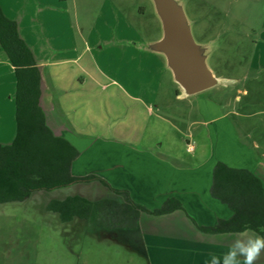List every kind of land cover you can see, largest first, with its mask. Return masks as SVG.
<instances>
[{"label": "crops", "instance_id": "crops-1", "mask_svg": "<svg viewBox=\"0 0 264 264\" xmlns=\"http://www.w3.org/2000/svg\"><path fill=\"white\" fill-rule=\"evenodd\" d=\"M53 2L0 0V6L18 24L41 70L40 105L47 126L79 152L72 175L100 177L114 189L127 190L135 203L149 210L179 200L183 210L160 217L142 214L137 227L127 230L140 239L145 264H205L210 254H222L234 233L199 229L234 216L212 195L217 164L250 171L264 186V141L241 120L250 115L227 109L228 101L217 94L186 96L179 90L176 100L187 101L188 108L198 112L180 114L185 121L174 122L161 112L167 66L159 54L118 47L99 48L95 56L90 42L79 50L72 31L64 28V13L53 11L65 3ZM87 54L90 58L82 65ZM96 57L108 65H95ZM252 70L261 74L264 63ZM218 78L223 84L210 90L238 84ZM16 90L14 67L0 46L2 145L12 144L16 136ZM257 264H264V253Z\"/></svg>", "mask_w": 264, "mask_h": 264}, {"label": "rangeland", "instance_id": "rangeland-1", "mask_svg": "<svg viewBox=\"0 0 264 264\" xmlns=\"http://www.w3.org/2000/svg\"><path fill=\"white\" fill-rule=\"evenodd\" d=\"M175 1L186 14L195 42L210 46L208 67L216 77L224 76L238 83H228L227 88L209 90L203 95L217 94L228 101L227 109L250 115L241 120L264 141V72L252 70L264 63V0ZM53 3H65L53 11L64 13V28L72 31L79 50L90 42L95 56L99 48L150 50L163 36L164 28L153 0ZM159 57L167 66L166 58L161 54ZM88 58L90 54L84 57L82 65ZM97 58V63H91L108 65ZM168 67L159 98L166 100L165 105H160L161 112L174 122L183 123L185 119L180 114L195 116L198 111L188 108L187 101L176 100L177 91L182 89ZM109 81L105 79L104 83ZM71 196L92 200L116 197L100 182H91L37 191L23 202L0 204V264H145L136 233L105 231L80 219L64 223L56 213L47 211L51 201Z\"/></svg>", "mask_w": 264, "mask_h": 264}, {"label": "trees", "instance_id": "trees-1", "mask_svg": "<svg viewBox=\"0 0 264 264\" xmlns=\"http://www.w3.org/2000/svg\"><path fill=\"white\" fill-rule=\"evenodd\" d=\"M0 46L15 70L16 136L12 144H0V204L23 202L34 192L52 191L77 183L100 182L119 199L91 201L82 196L53 200L47 211L64 223L80 219L105 231L133 230L142 214L163 216L183 210L179 200L169 199L163 207L149 210L135 203L127 190L89 175H72V163L79 155L67 140L57 137L46 124L40 105L41 73L33 51L20 36L18 24L7 18L0 6ZM212 195L234 212L228 221L205 233H239L251 229L264 236V186L252 172L218 163L214 170Z\"/></svg>", "mask_w": 264, "mask_h": 264}, {"label": "water", "instance_id": "water-1", "mask_svg": "<svg viewBox=\"0 0 264 264\" xmlns=\"http://www.w3.org/2000/svg\"><path fill=\"white\" fill-rule=\"evenodd\" d=\"M163 25V36L147 51L166 58L168 68L186 96H194L220 85L206 63L209 45L197 44L186 14L175 0H153Z\"/></svg>", "mask_w": 264, "mask_h": 264}, {"label": "clouds", "instance_id": "clouds-1", "mask_svg": "<svg viewBox=\"0 0 264 264\" xmlns=\"http://www.w3.org/2000/svg\"><path fill=\"white\" fill-rule=\"evenodd\" d=\"M264 253V236L251 229L232 234L227 250L220 255L210 254L205 264H257Z\"/></svg>", "mask_w": 264, "mask_h": 264}]
</instances>
